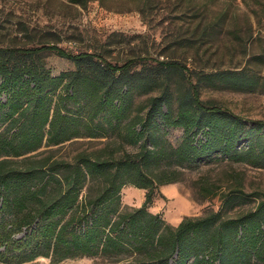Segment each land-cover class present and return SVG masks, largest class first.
<instances>
[{
	"label": "trees",
	"instance_id": "1",
	"mask_svg": "<svg viewBox=\"0 0 264 264\" xmlns=\"http://www.w3.org/2000/svg\"><path fill=\"white\" fill-rule=\"evenodd\" d=\"M45 50L75 68L54 76L37 58ZM134 66V59L119 65L49 45L0 47V264L38 257L53 264L77 257L98 259L94 264H264V200L236 217L221 209L178 225L149 210L156 193L163 196L158 188L176 182L169 167L215 154L264 168V121L247 129L200 96L202 83L253 90L259 79L246 70L196 73L177 61ZM177 71L196 74L197 83L176 95L163 80ZM156 89L162 90L136 101ZM160 124L184 129L179 145L161 143ZM115 136L139 150L29 161L43 146ZM128 185L146 190L145 201L124 210ZM243 196L241 189L232 191L222 208H235Z\"/></svg>",
	"mask_w": 264,
	"mask_h": 264
},
{
	"label": "rangeland",
	"instance_id": "2",
	"mask_svg": "<svg viewBox=\"0 0 264 264\" xmlns=\"http://www.w3.org/2000/svg\"><path fill=\"white\" fill-rule=\"evenodd\" d=\"M43 45L74 54L96 53L119 65L134 59L137 70L155 66L158 61H177L196 73L246 70L259 79L253 90L202 83L201 99L207 106L239 117L247 129L256 121H264V0H0V47ZM37 58L54 76L75 68L73 62L53 50H45ZM195 75L172 72L169 78H162L163 85L169 84L176 95L184 93L197 83ZM161 90L137 95L136 101L145 102ZM159 126L156 132L161 143L177 146L183 140L184 129ZM140 128L137 126V131ZM139 146L116 136L78 138L54 147L43 146L29 161L72 160L82 152L110 158L135 153ZM167 170L175 171L176 182L158 188L163 196L156 193L149 210L173 225L185 217H202L221 209L225 216L236 217L255 210L264 200V168L245 162L214 154L192 166ZM240 189L245 196L237 200L239 204L223 209V197ZM145 194L144 189L123 188L124 210L142 206ZM4 251L0 247V257ZM97 260L77 257L58 264H94ZM29 264L53 262L38 257Z\"/></svg>",
	"mask_w": 264,
	"mask_h": 264
},
{
	"label": "crops",
	"instance_id": "3",
	"mask_svg": "<svg viewBox=\"0 0 264 264\" xmlns=\"http://www.w3.org/2000/svg\"><path fill=\"white\" fill-rule=\"evenodd\" d=\"M133 187H134V186H133ZM161 192H162V191H161ZM162 194H163V193H162ZM179 223H180V222H179ZM179 223H178V224H179Z\"/></svg>",
	"mask_w": 264,
	"mask_h": 264
}]
</instances>
